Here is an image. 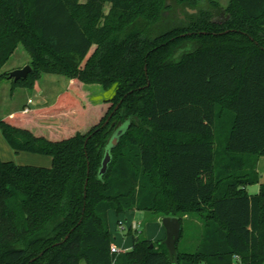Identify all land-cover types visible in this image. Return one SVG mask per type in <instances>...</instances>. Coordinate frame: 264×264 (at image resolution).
<instances>
[{
  "label": "trees",
  "instance_id": "1",
  "mask_svg": "<svg viewBox=\"0 0 264 264\" xmlns=\"http://www.w3.org/2000/svg\"><path fill=\"white\" fill-rule=\"evenodd\" d=\"M20 43L33 68L16 84L40 71L72 82L0 118L15 152L52 157L0 155V264H264V0H0V69ZM88 83L114 89L90 125ZM34 116L51 122L21 123ZM137 209L192 211L197 248L179 251V218L177 263L131 228L133 248L112 253L109 211Z\"/></svg>",
  "mask_w": 264,
  "mask_h": 264
},
{
  "label": "rangeland",
  "instance_id": "2",
  "mask_svg": "<svg viewBox=\"0 0 264 264\" xmlns=\"http://www.w3.org/2000/svg\"><path fill=\"white\" fill-rule=\"evenodd\" d=\"M84 1V0H83ZM223 8L228 7L230 0H216ZM225 14L219 15L217 18L222 19ZM30 53L26 49L25 45L20 43L13 53L10 55L7 63L0 69V118L7 116L10 111L19 112L24 109V104L27 103L28 98L34 100V105H40L43 101L46 104H52L56 101V98L60 93L65 91L69 83V79L65 75L60 73H50L46 71H40L39 77L35 79V84L33 87L22 86L15 83L13 78H9V72L14 69H22L26 65L32 67V61ZM83 88L86 89L84 95L87 97L86 103H93V106H97L93 109L88 110L85 114L86 121L93 124L98 118L99 111L101 110V101L107 96H112L114 89L106 90L96 83H88ZM43 90V94H39L40 90ZM43 95V96H42ZM87 123V124H88ZM89 128V126H88ZM88 128L80 126V131L85 133ZM171 138H178V136H171ZM0 153L2 157L8 161L12 160L17 164H31V165H46L50 156L46 154H33L30 152H21L20 154L14 152L12 148L8 145L5 137H3L0 131ZM40 158V159H39ZM42 158V159H41ZM258 170L261 177V182H264V156L262 155L259 159ZM259 184H254L248 186V191L251 193H258ZM109 228L111 233V243L119 247L121 251L129 243L133 242V235L130 233V225L133 220L139 222V227L141 231L137 235L141 237H149L153 241L161 242L164 240L159 238L160 228L164 227L161 222L157 220V217L163 218L158 214L139 211L134 218H128L126 220L123 215L116 214L113 211H109ZM128 216V215H127ZM182 221V225L185 227V231L182 239L179 241V251H194L199 243V238L202 231V219L200 220L196 214L192 211H185L180 214L179 217ZM120 220V221H119ZM141 220V221H140ZM132 221V222H131ZM123 225L124 228H120ZM139 228V229H140ZM164 230L165 227H164ZM135 233V231H133ZM137 233V232H136ZM133 244V243H132ZM80 264H87L85 260L81 261Z\"/></svg>",
  "mask_w": 264,
  "mask_h": 264
},
{
  "label": "water",
  "instance_id": "3",
  "mask_svg": "<svg viewBox=\"0 0 264 264\" xmlns=\"http://www.w3.org/2000/svg\"><path fill=\"white\" fill-rule=\"evenodd\" d=\"M196 11V9L192 10V12ZM147 67H145V70ZM32 68L30 65L24 66L22 69H14L9 72V77L13 78L15 81L23 80L28 78L29 73L31 72ZM119 107V106H118ZM117 107V108H118ZM109 120L106 121L108 123ZM124 130V127L119 128V130L116 132V135L112 139V145H117L118 140H119V135L122 134ZM112 161V154H111V149H107L104 159L102 161V167L100 169V175H105V173L109 169V164ZM87 182V180H86ZM88 183V182H87ZM162 224L166 228V237L163 241L169 254V258H171L172 261L175 263L178 262L179 257H178V250H177V241L179 240L181 236V231H182V226L180 223V219L176 216H166L162 218ZM152 247L154 244L151 245Z\"/></svg>",
  "mask_w": 264,
  "mask_h": 264
},
{
  "label": "crops",
  "instance_id": "4",
  "mask_svg": "<svg viewBox=\"0 0 264 264\" xmlns=\"http://www.w3.org/2000/svg\"><path fill=\"white\" fill-rule=\"evenodd\" d=\"M71 82H72V80L71 81H69V83H68V86H67V88L68 89H70V86H71ZM36 85V84H35ZM67 90V89H66ZM44 92H43V90L41 89L40 90V93L39 94H43ZM43 96V95H42ZM29 100H31V102H29ZM42 103L40 104V105H34V100L33 99H31V98H28V101H27V103L26 104H24V107H31L32 108V110L34 111L35 109H38V108H40V107H42V106H46V105H50V104H46V102H44L45 100H44V98L42 99ZM12 112H14V111H10L9 112V114L10 113H12ZM8 114V115H9ZM7 115V116H8ZM5 117V116H4ZM28 122L29 123H27V122H23V121H21V123L22 124H24V125H29V127H31L33 130H35L36 132H37V128L38 127H41L42 126V124L43 123H45V122H51V121H46L45 119H43V118H36V116H34V117H32V122L31 121H29L28 120ZM9 145V144H8ZM11 147V146H10ZM12 148V147H11ZM13 150V149H12ZM15 152V151H14ZM24 153V152H23ZM26 153V152H25ZM31 153V152H30ZM20 154V153H19ZM33 154H36V153H33ZM0 155H1V158H2V160H4V161H8V160H6V159H4L3 157H2V154L0 153ZM40 155V154H39ZM40 159V158H39ZM42 159V158H41ZM48 162H50V163H47L46 165H45V167H50L51 165H52V157L50 156V160H48ZM20 165H23V164H20ZM36 166H40V167H42V166H44V165H36ZM111 211H113V210H111ZM139 211H141V210H127V211H125L124 213H122L120 216H121V218H122V216L124 215L125 216V218H126V220L130 217H132V218H134L138 213H140ZM114 212V211H113ZM110 213V212H109ZM116 213V212H115ZM117 214V213H116ZM128 215V216H127ZM157 220L159 221V222H161L162 223V218L160 219V217H157ZM120 221V220H119ZM133 221H137V220H133ZM141 221V220H140ZM132 222V221H131ZM163 225V224H162ZM165 227V226H164ZM164 227H161L160 228V235H159V238H161V239H165V237H166V230H164ZM166 229V228H165ZM146 238H148V239H150L149 237H146ZM150 240H152V239H150ZM153 241V240H152ZM153 242H155V241H153ZM133 243V242H132ZM132 243H129L128 245H126L125 247H124V250L123 251H127V250H131L132 248H133V245H134V243L132 244ZM112 244V243H111ZM115 245V244H114ZM117 246V245H116ZM118 247V246H117ZM123 251H121V252H123Z\"/></svg>",
  "mask_w": 264,
  "mask_h": 264
},
{
  "label": "built area",
  "instance_id": "5",
  "mask_svg": "<svg viewBox=\"0 0 264 264\" xmlns=\"http://www.w3.org/2000/svg\"><path fill=\"white\" fill-rule=\"evenodd\" d=\"M29 102H31V100H29ZM120 228H124V226L123 225H120ZM130 228L133 230V231H135V232H139V231H141V228L139 227V222H137V221H133L132 223H131V225H130ZM140 228V229H139ZM111 252L112 253H120L121 252V250L119 249V247H117L116 245H114V244H112V246H111Z\"/></svg>",
  "mask_w": 264,
  "mask_h": 264
}]
</instances>
